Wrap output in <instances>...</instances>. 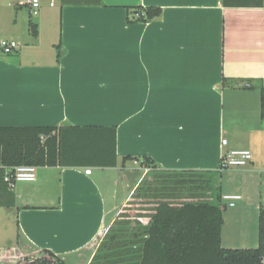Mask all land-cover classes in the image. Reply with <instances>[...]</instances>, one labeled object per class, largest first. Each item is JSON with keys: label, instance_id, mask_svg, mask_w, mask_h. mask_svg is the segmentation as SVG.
I'll return each mask as SVG.
<instances>
[{"label": "crops", "instance_id": "obj_1", "mask_svg": "<svg viewBox=\"0 0 264 264\" xmlns=\"http://www.w3.org/2000/svg\"><path fill=\"white\" fill-rule=\"evenodd\" d=\"M31 2L0 0V41L19 44L12 54L0 47V126H115L118 164L37 167L34 181L17 182L14 198L8 194L14 205L0 206V248L11 249L0 264H19L44 249L65 264H90L104 230L145 180L143 156L163 170L219 166L238 129L232 123L226 133L227 98L238 115L247 112L256 122L244 133V149L264 147L258 89L264 85V5L40 0L34 14ZM135 6H160L163 13L130 23L128 8ZM126 156L131 159L124 162ZM227 171L220 193L242 198L230 209L222 198V245L250 248L244 246L259 244L264 163L253 156ZM229 218L238 237L225 234Z\"/></svg>", "mask_w": 264, "mask_h": 264}, {"label": "trees", "instance_id": "obj_2", "mask_svg": "<svg viewBox=\"0 0 264 264\" xmlns=\"http://www.w3.org/2000/svg\"><path fill=\"white\" fill-rule=\"evenodd\" d=\"M223 4L226 7H261L264 0H223ZM128 11L130 23L148 22L161 16L163 8L135 6L128 8ZM29 25L32 34L36 35L37 25L32 20ZM61 47V43L56 45L58 61L62 58ZM223 84L228 85L226 78L223 79ZM246 87L253 86L247 84ZM258 89L261 95V118L264 120V85L260 84ZM116 138L115 126H0V206L14 205V201H8V194L14 198L12 189L4 181L7 167L22 164L37 167H115L118 164ZM130 159L131 156H126L123 161ZM141 164L154 169L160 168L150 156H143ZM165 171L181 175L197 173L194 169ZM206 171L212 175L208 177L210 188L213 175L216 176L214 202L175 205L167 200H158L147 226H136L128 236L122 234L126 229L110 231L106 235L105 242L98 248H102L99 253L107 252L103 257L105 264H264V201L259 209L258 246L223 247L225 207L221 203V171L218 168ZM186 179L179 177L178 181L185 184ZM42 252L47 257L37 258L30 264H65L52 251L44 249Z\"/></svg>", "mask_w": 264, "mask_h": 264}, {"label": "rangeland", "instance_id": "obj_3", "mask_svg": "<svg viewBox=\"0 0 264 264\" xmlns=\"http://www.w3.org/2000/svg\"><path fill=\"white\" fill-rule=\"evenodd\" d=\"M2 35L3 34L0 31V38L4 37ZM236 110L237 106L229 102L227 98L225 101L226 133L230 132L231 126H233L232 123H238V129L235 131L236 135H234L232 140L227 135L225 137L227 140L230 139L231 141L229 146L226 147L231 148L230 150L244 149L242 145L246 141V139L243 137L245 131L252 130L256 127V122L252 120L253 115L249 116L247 112L240 113V115H238ZM250 149L252 150L253 156L258 157V159H261V161L264 163V147L257 143H253ZM131 164L132 166H134L133 163ZM143 166L145 168V172H147L145 180L142 182L140 187L136 189L135 194L132 195L126 205L121 208L113 223L104 230L100 240H98L97 243V247L95 250V254H97L96 258L91 264L106 263V260L103 257L107 255V252L99 253L101 252L100 250L102 248H98L103 244V242H105L106 235L110 231H120L122 229H126V231H122L124 232L122 234L123 236H128L131 230H134L136 226H147L150 223V216L152 215L153 208L155 207V204L158 202V200H167L175 205H181L187 202H214L215 200L214 197L216 196V193H214V180L216 179V176L213 175V183L212 187L210 188L208 184V177L212 175L206 171L207 169L197 170V173L195 175H181L179 173L161 170L160 168L154 169L146 165ZM230 168L232 167H229L220 173L221 177H224V182L227 177V170H229ZM146 169L148 170L146 171ZM142 172L143 170L141 169L138 173L135 174L140 175ZM189 176H191L190 179H186L189 178ZM179 177L185 178L187 180V183H179ZM128 190L130 191V188ZM223 191L225 192L226 189H224ZM222 194L225 195L226 193ZM228 208L230 209L231 207L229 206ZM227 221L228 222L226 226H228V228H226L225 234H232L233 237H238L240 235V230L235 227V222H233V220L230 218ZM256 221H258V219H255V224ZM224 243L227 242L225 241ZM257 245L258 244L256 243L255 246L244 247H256ZM44 257H47V255L46 253L41 251L34 255L22 258L19 264H30L33 260ZM66 264H80V262L75 260H68Z\"/></svg>", "mask_w": 264, "mask_h": 264}, {"label": "built area", "instance_id": "obj_4", "mask_svg": "<svg viewBox=\"0 0 264 264\" xmlns=\"http://www.w3.org/2000/svg\"><path fill=\"white\" fill-rule=\"evenodd\" d=\"M32 11L34 14L38 13L41 4L40 0H32ZM0 47L6 54H12L19 47L17 41L13 39L4 38L0 41ZM222 144L226 145L227 140L223 139ZM253 158V154L248 149H232L227 152H222L220 155V163L217 167L220 171H223L229 167L245 166ZM148 169H146L147 171ZM37 166L30 164H22L13 167H7L4 181L8 183L9 187L13 189L17 182L20 181H34L36 179ZM92 169L86 170L87 174H90ZM223 200L228 202L229 206H235L236 202L242 198L240 194H225L222 196ZM11 253L10 248H0V260L5 259L8 254Z\"/></svg>", "mask_w": 264, "mask_h": 264}]
</instances>
